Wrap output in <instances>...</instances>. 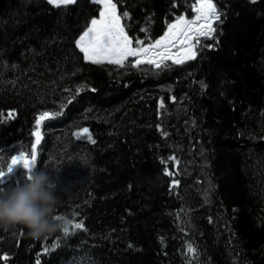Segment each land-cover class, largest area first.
<instances>
[{"label":"trees","instance_id":"1","mask_svg":"<svg viewBox=\"0 0 264 264\" xmlns=\"http://www.w3.org/2000/svg\"><path fill=\"white\" fill-rule=\"evenodd\" d=\"M192 2L119 0L117 11L151 42ZM214 2L215 39L195 59L133 68L84 60L75 41L98 12L91 0H0V168L30 156L39 113L66 105L41 124L36 170L70 233L0 229V264H264V0ZM85 127L94 144L73 135ZM26 177L14 167L0 191Z\"/></svg>","mask_w":264,"mask_h":264},{"label":"snow or ice","instance_id":"2","mask_svg":"<svg viewBox=\"0 0 264 264\" xmlns=\"http://www.w3.org/2000/svg\"><path fill=\"white\" fill-rule=\"evenodd\" d=\"M47 2L59 8L62 5L75 4L77 0H47ZM118 2L119 0H115V2L114 0H91V3L99 6L97 8L98 18H92L89 25L75 41V45L83 53L85 61L97 65L107 63L118 67H125L126 62H128L127 66L133 68H140L141 65L145 64L155 68L166 67L168 66L165 63L166 61H172L173 64H183L196 58V52L193 49L200 44V38L215 39L214 33L216 29L214 23L219 22L222 15V12L217 9L214 0H193L190 8L194 15L191 19H188L184 14L178 15L173 22L167 25L168 30L165 31L163 36L146 43L145 40L138 37H130L125 31L126 24L122 25L121 21H127L130 16L127 11L118 14ZM173 6L175 7L176 5L174 4ZM142 31L147 32V29H142ZM190 40L193 43H188ZM205 47H213V45H205ZM173 49H175V53ZM180 53L183 54L181 55ZM130 57L134 58V60L129 61ZM83 90L84 87H77L75 95H78ZM90 90L95 91V89ZM75 95L70 98L69 103H71L72 99H75ZM64 107L66 105H61L58 111H44L37 115L35 118V130L32 132L36 143L31 145L30 156L26 155L24 151H19L17 155H12L10 163H7L6 171L0 168V184L4 182V177L18 165L26 170L27 175H30L36 169V144L42 138L39 130L41 124L45 120L55 119L63 115ZM160 107H163V101L160 102ZM11 115L9 113V116ZM162 134L166 135V133ZM73 135L77 139L86 138L89 142L95 143L89 133V129L86 127L79 132L73 133ZM3 158V155H0V161ZM168 159L176 161L174 156ZM176 162L178 163V161ZM162 163L166 164L167 161H162ZM175 174L168 171L167 167L164 170V175L166 176L172 177ZM178 183V181L174 180L172 186L176 187ZM73 229L86 230L82 222L75 223ZM63 233L65 237L70 235L68 228L63 229ZM71 234H74V231ZM55 246H58V244ZM49 250L51 249L47 247L44 249L45 252ZM189 251H194V249L190 246ZM2 258L7 260V257ZM37 264H39V261H37Z\"/></svg>","mask_w":264,"mask_h":264},{"label":"clouds","instance_id":"3","mask_svg":"<svg viewBox=\"0 0 264 264\" xmlns=\"http://www.w3.org/2000/svg\"><path fill=\"white\" fill-rule=\"evenodd\" d=\"M87 166L88 161H79ZM63 197L69 192L62 190ZM63 198L57 195V188L49 174L42 169L33 170L22 184L0 191V229L16 226L27 229V234L39 240L51 233L68 227L69 221L56 210Z\"/></svg>","mask_w":264,"mask_h":264},{"label":"rangeland","instance_id":"4","mask_svg":"<svg viewBox=\"0 0 264 264\" xmlns=\"http://www.w3.org/2000/svg\"><path fill=\"white\" fill-rule=\"evenodd\" d=\"M98 7H99V6H98ZM183 14L186 15V17H187L188 19H191L192 16L194 15V13H193L192 15H187V14H185V13H183ZM98 15H99V14H98V12H97L96 16H94V17H92V18H98ZM92 18H91V19H92ZM174 20H175V19L171 20L169 23L173 22ZM89 23H90V22H89ZM121 23H122V21H121ZM169 23H168V24H169ZM168 24H167V25H168ZM88 25H89V24H88ZM122 25H123V24H122ZM167 30H168V29H167V26H166L164 32H163L159 37H157L156 39H159L161 36H163L164 33H165V31H167ZM125 31H126V30H125ZM78 38H79V37H78ZM156 39H154V40H156ZM154 40H153V41H154ZM203 40H205V38H200V44H202V41H203ZM146 43H149V42H146ZM188 43H193V41L190 40V41H188ZM200 44H199V45H200ZM199 45H198V46H199ZM198 46H197V47H198ZM197 47H196V48H197ZM196 48L193 49L195 52H196ZM173 52L175 53V49H173ZM180 54L182 55L183 53H180ZM129 60L133 61L134 58L130 57ZM166 62H172V61H166Z\"/></svg>","mask_w":264,"mask_h":264}]
</instances>
